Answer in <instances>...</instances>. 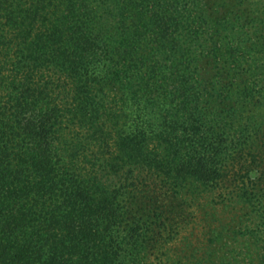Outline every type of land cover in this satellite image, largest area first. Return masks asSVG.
I'll list each match as a JSON object with an SVG mask.
<instances>
[{
    "label": "trees",
    "instance_id": "1",
    "mask_svg": "<svg viewBox=\"0 0 264 264\" xmlns=\"http://www.w3.org/2000/svg\"><path fill=\"white\" fill-rule=\"evenodd\" d=\"M262 138L264 0H0V264H171L203 192L264 264Z\"/></svg>",
    "mask_w": 264,
    "mask_h": 264
},
{
    "label": "rangeland",
    "instance_id": "2",
    "mask_svg": "<svg viewBox=\"0 0 264 264\" xmlns=\"http://www.w3.org/2000/svg\"><path fill=\"white\" fill-rule=\"evenodd\" d=\"M261 141L264 142V138ZM256 156L261 159L264 153H257ZM240 167L238 164L231 165L221 185L230 182ZM165 189L169 194L172 193L168 188ZM212 197L214 195L210 193H201L192 207L176 218L181 226L178 232L173 233V238L164 244L165 248H170L171 264H258L257 259L253 260V249L234 238L235 227L240 219L247 217V205L233 206L226 204L223 197L211 200ZM155 252L147 259L148 264L159 262L160 256L158 258Z\"/></svg>",
    "mask_w": 264,
    "mask_h": 264
}]
</instances>
